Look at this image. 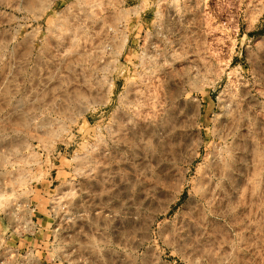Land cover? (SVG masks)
<instances>
[{
	"label": "rangeland",
	"instance_id": "rangeland-1",
	"mask_svg": "<svg viewBox=\"0 0 264 264\" xmlns=\"http://www.w3.org/2000/svg\"><path fill=\"white\" fill-rule=\"evenodd\" d=\"M0 264H264V0H0Z\"/></svg>",
	"mask_w": 264,
	"mask_h": 264
},
{
	"label": "bare ground",
	"instance_id": "bare-ground-1",
	"mask_svg": "<svg viewBox=\"0 0 264 264\" xmlns=\"http://www.w3.org/2000/svg\"><path fill=\"white\" fill-rule=\"evenodd\" d=\"M14 5V4H13ZM25 6V5H24ZM31 7H32V5H31ZM68 32V31H67ZM74 32V31H73ZM74 36V35H73ZM76 36V35H75ZM66 39V38H65ZM87 47V46H86ZM94 48V47H93ZM54 49V48H53ZM67 49V48H66ZM86 49V48H85ZM97 49H98V47H97ZM100 49V48H99ZM65 50V49H64ZM96 50V49H95ZM61 52V51H60ZM82 52V51H81ZM86 52H87V50H86ZM96 52V51H95ZM93 53H94V51H93ZM77 54V53H76ZM80 54V53H79ZM91 54V53H90ZM95 54V53H94ZM96 54H98V52H96ZM79 56V55H78ZM81 56H83V55H81ZM102 56V55H101ZM84 57V56H83ZM95 59V58H94ZM99 59V58H98ZM77 61V60H76ZM85 61V60H84ZM94 61V60H93ZM63 62V61H62ZM105 64V63H104ZM19 65V64H18ZM17 65V66H18ZM75 65V64H74ZM22 67V66H21ZM17 68V67H16ZM107 68V67H106ZM69 69V68H68ZM82 74V73H81ZM94 74V73H93ZM95 79V78H94ZM81 80V79H80ZM81 82V81H80ZM85 83V82H84ZM90 83V82H89ZM92 83V82H91ZM7 84H9V83H7ZM7 84H5V85H7ZM14 85V84H13ZM83 85V84H82ZM92 85H94V84H92ZM11 86V85H10ZM97 86V85H96ZM101 86V85H100ZM72 87H73V85H72ZM99 87V86H98ZM98 87H96L95 88V90L96 89H99ZM85 88V87H84ZM4 89V88H3ZM89 89V88H88ZM9 90V89H8ZM90 90V89H89ZM94 90V89H93ZM102 90V89H101ZM105 90V89H104ZM11 91V90H10ZM91 91V90H90ZM135 91V90H134ZM58 92V91H57ZM95 92V91H94ZM106 92V91H105ZM12 93V92H11ZM61 93V92H60ZM56 94H58V93H56ZM136 95V94H135ZM70 96V95H69ZM74 96V95H73ZM62 97H63V95H62ZM36 98V97H35ZM31 99H32V97H31ZM136 99V98H135ZM36 100V99H35ZM64 100V99H63ZM67 100V99H66ZM7 101V100H6ZM49 102V101H48ZM47 103V102H46ZM73 103V102H72ZM52 104V103H51ZM79 104V103H78ZM33 105V104H32ZM56 105V104H55ZM81 105V104H80ZM52 107H53V105H51ZM78 106V105H77ZM147 106V105H146ZM75 107V106H74ZM82 108V107H81ZM77 109V108H76ZM22 110V109H21ZM84 110H85V108H84ZM141 110V109H140ZM17 111V110H16ZM25 111V110H24ZM76 111V110H75ZM134 111V110H133ZM21 112V111H20ZM69 112V111H68ZM64 113H65V111H64ZM132 113H134V112H132ZM21 114H23V113H21ZM66 114V113H65ZM70 114H71V112H70ZM135 114V113H134ZM143 116V115H142ZM145 117V116H144ZM27 118V117H26ZM29 118V117H28ZM34 119V118H33ZM143 119V118H142ZM19 120V119H18ZM49 120V119H48ZM54 120V119H53ZM156 120V119H155ZM26 121V120H25ZM28 123V122H27ZM48 123V122H47ZM154 123V122H153ZM157 123V122H156ZM20 124V123H19ZM44 124H45V122H44ZM21 125V124H20ZM155 125V124H154ZM153 125V126H154ZM157 125V124H156ZM32 127V126H31ZM46 127V126H45ZM156 127V126H155ZM20 129V128H19ZM36 129V128H35ZM46 130H48L47 128H46ZM156 130V129H155ZM46 132V131H45ZM37 134H38V132H36ZM40 134V133H39ZM138 134V133H137ZM139 135V134H138ZM40 137V136H39ZM41 138V137H40ZM22 145V144H21ZM42 145V144H41ZM139 145V144H138ZM99 150H101V149H99ZM25 158V157H24ZM140 159V158H139ZM87 161V160H86ZM86 163V162H85ZM88 163V162H87ZM142 164V163H141ZM84 165V164H83ZM100 166V165H99ZM101 167V166H100ZM96 168V167H95ZM107 169V168H106ZM97 170V169H96ZM95 170V171H96ZM90 171V170H89ZM88 171V172H89ZM86 173V172H85ZM96 173H98V172H96ZM101 174V173H100ZM99 175V174H98ZM97 175V176H98ZM137 175V174H136ZM104 176V175H103ZM10 186V185H9ZM125 198H127V197H125ZM130 204V203H129ZM76 208V207H75ZM132 211V210H131ZM126 215V214H125ZM130 215V214H129ZM76 216H77V213H76ZM72 217V216H71ZM131 217V216H130ZM72 220V219H71Z\"/></svg>",
	"mask_w": 264,
	"mask_h": 264
}]
</instances>
